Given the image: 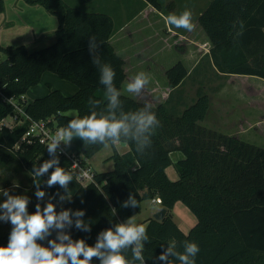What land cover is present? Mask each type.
<instances>
[{
	"label": "trees",
	"instance_id": "16d2710c",
	"mask_svg": "<svg viewBox=\"0 0 264 264\" xmlns=\"http://www.w3.org/2000/svg\"><path fill=\"white\" fill-rule=\"evenodd\" d=\"M26 1L41 4L57 16L56 40L33 50L26 44L0 43V52L5 54L0 60V146L13 149L16 154L3 151L1 158L8 161L17 156L31 172L33 165L39 167L54 157L39 140L22 139L31 121L26 115L64 127L74 116L89 114L90 99H102L103 87L89 53L90 37L103 42L99 53L115 71L114 84L121 93L124 110L136 111L147 102L160 121L147 155L138 156L135 146L123 141L130 148L125 152L115 149L110 156L113 168L95 169V182L81 183L70 170L69 161L55 156L59 166L73 174L68 186L71 198L57 212L82 210L85 213L82 219L90 221L92 229L90 233L84 232L73 224L65 231L74 240L85 239L94 245L102 230L139 213L145 199L160 197L168 211L160 221L148 218L145 264H163L155 259L163 248L173 242L183 251L185 241L195 242L200 248L196 264H264V143L246 141L205 123L212 101L210 93L201 88L202 80L194 101L185 103L181 93L193 70L189 75L181 59L166 70L171 87L182 84L181 97H174L173 89L159 102L122 92L127 77L126 60L111 42L119 29L111 14L83 10L66 0ZM151 1L162 8L159 0ZM3 9L4 0H1L0 10ZM197 19L210 41L206 59L207 63L211 62L209 68L224 74L264 78V0H210ZM240 22H243L242 30ZM176 46L184 49L183 44ZM45 71L74 82L77 91L66 94L49 84L47 94L28 101L25 94L41 82ZM9 115L16 118L14 125L4 123ZM103 147L85 142L78 153L89 161ZM174 151L182 153L176 161L172 158ZM171 164L178 172L176 179L170 178L166 171ZM52 171L40 177V188L59 200L55 194L64 195V189L58 184L50 188L46 184ZM129 193L140 201V207H121ZM178 201L188 205L197 217L187 232L174 218L173 207ZM112 208L116 209L115 215ZM28 210L32 213L35 208ZM9 233L10 230L0 235V246H7ZM55 235L53 231L49 239ZM38 243L47 246L46 240ZM126 255L131 259L130 251ZM170 259L172 264H179L175 258ZM93 264H99L97 258H93Z\"/></svg>",
	"mask_w": 264,
	"mask_h": 264
},
{
	"label": "clouds",
	"instance_id": "9594fccd",
	"mask_svg": "<svg viewBox=\"0 0 264 264\" xmlns=\"http://www.w3.org/2000/svg\"><path fill=\"white\" fill-rule=\"evenodd\" d=\"M166 23L176 29L192 31L194 28L192 13L184 10L179 15L169 14ZM241 30L243 22H240ZM101 42L95 37L89 38V53L92 63L99 73V84L103 87L102 99L89 100V114L83 117L76 115L68 121L66 126L57 130L55 135L48 138L47 151L54 158L46 160L39 167L33 165L31 176L36 187V198L42 201L46 193L40 188L44 174L53 169L46 181L50 188L59 185L65 194L59 196L63 203L70 199L69 183L73 181V174L59 166V159L55 157L61 144L70 147L75 139L89 145H103L105 147L127 141L135 146L138 156H145L152 146V137L160 127V121L150 103H144L136 111H125L121 100V93L114 84L115 71L106 63L99 53ZM150 83V77L139 72L127 84V92L140 96ZM0 195L7 197L0 203V221L11 224L7 246H0V264H93L97 258L99 264H145L143 251L149 241L146 227L138 224L135 216L124 222L116 223L114 227L102 230L94 245H89L85 239H73L65 230L73 224L76 229L91 232V222L82 217L84 211L71 209L56 211L52 203L54 197H49L45 205L37 203L35 211L28 210L27 195H10L9 190L0 188ZM83 202V201H81ZM122 208L140 207V201L133 193L121 203ZM116 214V209H111ZM55 231V238L49 239ZM47 241V246L38 241ZM163 248V245H161ZM131 253V259L126 255ZM200 248L197 243L185 241L183 251H179L175 243H168L156 260L163 264H172L175 258L179 264H196V256Z\"/></svg>",
	"mask_w": 264,
	"mask_h": 264
},
{
	"label": "rangeland",
	"instance_id": "374dc122",
	"mask_svg": "<svg viewBox=\"0 0 264 264\" xmlns=\"http://www.w3.org/2000/svg\"><path fill=\"white\" fill-rule=\"evenodd\" d=\"M70 5L79 7L83 10L87 11H102L108 14H111L118 26H121L124 21L125 16L136 12L142 5L143 0H66ZM162 4L161 13L157 14L156 17H164L165 18L169 14H177L179 15L184 10H190L192 13V19L194 28L192 31H183L184 29H178V32L174 35V31L172 29H168L166 27L162 28L161 36L165 38H169V42L164 40H159L155 42V45L152 48H139L138 45L132 44V47L126 49V52H121L120 54L126 56L128 59V64H135V68L131 69L130 65L128 71V78L123 83L122 92L136 96L134 94L127 92V84L131 80L133 76H135L139 72H144L150 77V83L145 88L143 93L140 96H136L139 98H148L150 101L159 102L164 100L169 93L168 78L166 76V70L172 66L176 61L183 60L188 67V69H192L191 77H188L186 84L182 90V96L184 97L185 103H192L194 98H196V93L198 86L200 85L199 81H193L192 77L203 75L206 73L210 78L208 80L202 81L204 84L201 88L206 91H212L215 93L211 107L214 113L211 112V115L208 116L205 123L208 125H213L217 122V124L223 123L225 127L227 124L231 123V120L236 118L230 117L229 111L232 109L233 112H237L239 117L244 118V125H242L237 118L239 124L237 129L242 130V132L247 136L246 129L251 127L250 122L253 120H257L255 117V111L258 109L257 114L261 110V102L260 100H264V83L259 79L251 78L250 81H253L255 85L260 84L258 89H261V92L256 89L253 92L249 91L248 93H244L243 97L238 100V102H233L234 99L232 97H227L229 94H223V97H220L216 89V85L218 83L219 76H217L220 72L217 70L209 68L207 59V48L209 45V41H207V36L202 27L200 26L197 16L203 8L206 7L210 0H159ZM163 15V16H162ZM155 18L152 22L147 23L148 27L145 32L148 34H154V27L159 26V24H155ZM58 25V19L55 14L50 12L41 4H33L29 3L26 0H4V9L0 10V43L3 45H20L26 44L31 50L39 48L41 46H45L53 43L56 40L55 30ZM43 32V33H42ZM184 32V33H182ZM187 32V33H186ZM186 33V34H185ZM42 34H44L42 36ZM180 34L188 35L187 38L178 39L177 37H182ZM140 37V36H136ZM174 40H178L177 43L183 44L184 49H178ZM148 41H152L151 38ZM148 42H146L147 44ZM170 43V45H169ZM210 47V45H209ZM209 50V49H208ZM5 58V54L0 52V60ZM198 66V67H197ZM216 75V77H215ZM226 78L225 82L227 81ZM245 79V78H244ZM236 80L231 83L226 82L227 89L233 88L236 86ZM239 87H245L246 85L241 81H237ZM249 83L248 81L245 82ZM53 88H59L66 94H73L75 90L73 87H76V84L70 80L64 79L60 77L57 73L53 71H46L41 79L40 84L36 85L34 89L30 90L25 94V98L28 101L33 100L37 96H42L44 93L50 90V86ZM158 89L153 90L154 85ZM161 84V85H160ZM197 84H199L197 86ZM245 89V88H244ZM153 90V91H152ZM181 89L177 90V94L173 91V96L176 97L180 95ZM229 92V91H228ZM227 93V92H226ZM150 97V98H149ZM227 99L232 100L229 102ZM245 99V100H244ZM260 99V100H259ZM193 100V101H192ZM172 101V98H171ZM244 101V102H243ZM255 103L258 102L260 105L255 107V104H252L254 107L240 109L239 106H244L246 103ZM183 102V105L185 104ZM257 103V104H258ZM187 104V105H188ZM264 104V102H263ZM182 105V106H183ZM220 110V111H219ZM75 113L74 110L71 111ZM217 112H221L222 116L221 120L218 119L219 114ZM230 117V118H227ZM235 120V121H237ZM250 121V122H249ZM4 123L6 125H14L16 123V118L13 115H9L4 119ZM215 126V125H214ZM242 126L244 128H242ZM216 127V126H215ZM232 127L231 130H235ZM259 129H264V125L260 123ZM234 134L239 133L237 130ZM250 136V134H248ZM241 137V136H240ZM75 148L79 149L82 147L83 143L79 139H75ZM121 145L123 143H120ZM120 145V146H121ZM79 147V148H78ZM3 151H7L10 154H15L13 149H7L3 146H0V156ZM113 152L111 144L107 147H103L100 151H98L90 160L89 163L94 169L103 170L109 169L113 167V161L110 158ZM110 158V159H109ZM174 160L177 159L175 155H173ZM174 172L168 171V175L172 179H176L178 174L176 169L173 168ZM32 176L30 170L26 168L24 163L20 161L17 156L9 158V160H5L0 157V188L9 190L10 195H27L29 198V206L34 207L37 203H41V205H45L49 202V197H51L47 192L42 201H38L36 198V187L32 184ZM7 197L0 195V203H2ZM56 205V211L59 210L63 204L60 200L52 199L51 201ZM163 207L162 203L155 201L153 198L145 199L142 203V209L139 213L135 214V220L138 224H143L146 226L148 218L153 217V215L158 212ZM173 213L175 216V220L180 224V226L184 230H189L195 223L197 222L196 215L190 210L188 205H186L183 201L176 202L173 207ZM124 222V221H123ZM11 230V224L0 221V235L5 232Z\"/></svg>",
	"mask_w": 264,
	"mask_h": 264
},
{
	"label": "crops",
	"instance_id": "0c3cea01",
	"mask_svg": "<svg viewBox=\"0 0 264 264\" xmlns=\"http://www.w3.org/2000/svg\"><path fill=\"white\" fill-rule=\"evenodd\" d=\"M143 2H144L143 5L136 12L125 16L124 21L122 22V24H120L121 26H119V29L111 37V42L115 46L116 51L118 53H121V52H124L125 53L126 52V49H129V48L132 47V44L138 45L137 47H139V48H152L153 49V47L155 45V42L158 41V39L159 40H164L166 42H169V38H167V37L165 38L164 36H161L160 35V34H162V28L163 27H166V28H168L170 30L172 29V31H174V35L178 32V29H176L173 26H170V25H168L166 23L165 16L164 17H160V18L159 17H156L157 14L161 13V8H159L158 6H156L151 0H143ZM154 18H155V20H154L155 21V24H159V26H155L154 27V32H155L154 34H148L147 35L148 32H145L146 29H147V27H148L147 23L149 24V22H152ZM183 31L185 32L186 30H183ZM184 32H182V33H184ZM185 34H180L182 37H177V38L178 39H182V38L185 37ZM43 35L44 34H42V36ZM136 36H140V37H136ZM187 37H188V35H186L185 38H187ZM150 38H151L152 41H148ZM174 41H175V43H177L178 40H174ZM208 41H209V38L207 36V41L206 42H208ZM146 42H148V43L146 44ZM208 43L210 45V41ZM169 45H170V43H169ZM209 45H208V48L206 49L207 50V53L209 51L208 50L209 49ZM123 57H124L125 60L128 59L126 56H123ZM208 63H211V62H208ZM128 65H130L131 69L135 68V64H132V66H131L130 63L128 64V61L126 62V64H125V69H126V72H127V77L126 78H128V74H129L128 73V71H129ZM191 71H192V69L191 70L189 69V72H188L189 75L192 73ZM45 72L42 75V80H43V77H44ZM217 76H219V79H220L218 81V83H217L220 87H219V89H217L218 92H216V93L220 94L219 95L220 97H223V94H229L227 97H232V99H234L233 102H236V101L238 102L239 99L244 98L243 97V94L245 92L246 93H248L249 91L253 92L254 90L258 89V87L260 86V84H257L256 83L255 85H253L254 82L253 81H250L251 78L259 79V80H261V82L264 83V78L263 77L258 76V75H253V74H224V73H219V75H217ZM215 77H216V75H215ZM209 78H210V75L208 76V74L206 73V75L203 74L202 76L201 75L194 76V77H192V80L193 81H200V80L204 81L205 79L208 80ZM226 78H229V79H227V81H229V82L226 81L227 84L233 82L234 81V78L235 79H238L235 82L236 83V86H233V88H231V89L230 88L227 89V87H225L227 85L226 82H225ZM241 80H242V83H244L246 85L245 87H243V86L242 87H239V84L240 83H238L237 81H241ZM246 81H248L249 83L246 84L245 83ZM184 84H186V83H184ZM168 85H169V82H168ZM198 85L199 84H197V86ZM181 86H182V84H179L176 87H171L169 85V87L167 89H169V92L173 89L172 91H175L176 94H177V90L178 89H181L180 88ZM34 87H32L30 90L34 89ZM73 88L76 89L75 90V92H76L77 89H78V86L76 85V87H73ZM158 88H159V86L156 87L154 85L153 90L158 89ZM258 90L261 92V89H258ZM206 91H208V93H210V95H211V101H212L215 93H213L212 91H209L208 89H206ZM48 92L44 93L43 95L47 94ZM37 97H39V96H37ZM227 100L229 102L232 101V100H229V99H227ZM248 102L249 101H247V103L244 106H239L240 109H243V107H246V108H249L250 109L251 107H254L252 104H255V107H258V105H260L258 103L259 101L258 102H255V103H250V104H248ZM260 102H261V110L259 111L258 114H257L258 109H256V111H255L256 112L255 113V117H257L258 119L257 120H254V122H253V120L251 122L249 121L251 127L249 129H246L247 136L242 132V130L237 129L238 126H236V123L239 124L237 118H239L240 123L242 125H244V118L241 117L242 115H244V113H242V115L239 117V115H237V112H233L232 109L229 111V115H230V117L232 116L233 118H236V119L231 120L230 121L231 123L227 124V127H225L223 125V123L217 124V122L215 124H213V126L215 125L218 129H220V130H222V131H224V132H226L228 134H234L235 131L237 130V132L239 133V135L241 136L242 139H244L246 141H249V142H252V143H255V144H263L264 143V129H259V125H260V123H261V125L262 124L264 125V104H263L264 100H262V101L260 100ZM211 112L214 113V111L212 110V107H211ZM211 112H210V115H211ZM220 113L221 112H219V113L217 112V114H219V117H218L219 120H221V118L223 116V115L221 116ZM230 117H227V118H230ZM235 120H237V121H235ZM232 127H234L235 130H231ZM242 128H244V127L242 126ZM248 134H250V136ZM74 141H73V144L76 146V144H75ZM84 143H83V145H84ZM120 143H123V144L121 145ZM111 146H112L113 152H114L115 149H117L120 152H125V151H127L130 148L129 145L126 142H123V141L118 142L116 145H111ZM113 152H112V154H113ZM173 155H175L176 158L178 157L177 159H179V158L182 157V153L180 151H174V152H172V158H173ZM177 159L174 160V158H173L174 161H176ZM113 165H114V162H113ZM173 168H175V166H174V164H171L170 166H168L166 168V171L168 172L170 170V171L174 172ZM109 169H111V168H109ZM103 170H105V169H103ZM176 172H177V170H176ZM177 174H178V172H177ZM174 218H175V216H174ZM185 231L187 232L189 230H185Z\"/></svg>",
	"mask_w": 264,
	"mask_h": 264
},
{
	"label": "built area",
	"instance_id": "2783aa9c",
	"mask_svg": "<svg viewBox=\"0 0 264 264\" xmlns=\"http://www.w3.org/2000/svg\"><path fill=\"white\" fill-rule=\"evenodd\" d=\"M16 106L19 111L24 112V109L20 105L16 104ZM26 117L30 118L31 121L22 139H37L43 143L47 149V143L49 142L48 138L55 135L57 130L62 127L49 124V120L45 118L34 119L29 115H26ZM59 155L66 161H69V168L75 174L78 181L83 184L97 181L95 177V169L90 165L88 159L84 155L78 153V149L73 146V143L70 147L61 144L58 147L55 156ZM155 201L162 202L160 197L155 198Z\"/></svg>",
	"mask_w": 264,
	"mask_h": 264
},
{
	"label": "water",
	"instance_id": "95a60500",
	"mask_svg": "<svg viewBox=\"0 0 264 264\" xmlns=\"http://www.w3.org/2000/svg\"><path fill=\"white\" fill-rule=\"evenodd\" d=\"M167 211H168V208L164 206L153 215V218L160 221L163 219Z\"/></svg>",
	"mask_w": 264,
	"mask_h": 264
}]
</instances>
